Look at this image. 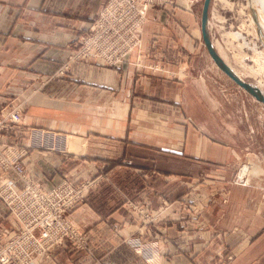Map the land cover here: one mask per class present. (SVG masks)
I'll use <instances>...</instances> for the list:
<instances>
[{
    "label": "crops",
    "instance_id": "crops-1",
    "mask_svg": "<svg viewBox=\"0 0 264 264\" xmlns=\"http://www.w3.org/2000/svg\"><path fill=\"white\" fill-rule=\"evenodd\" d=\"M105 1L0 0V111L22 99L30 129L1 141L27 150L28 171L47 188L92 182L69 212L89 249L65 244L48 264H264V188L231 182L239 154L187 113L185 80L149 71L157 52L196 30L191 8L151 10L141 57L77 62L58 76ZM159 195L170 207L154 237V226L139 232L127 201L157 210ZM9 221L0 202V224Z\"/></svg>",
    "mask_w": 264,
    "mask_h": 264
},
{
    "label": "built area",
    "instance_id": "built-area-1",
    "mask_svg": "<svg viewBox=\"0 0 264 264\" xmlns=\"http://www.w3.org/2000/svg\"><path fill=\"white\" fill-rule=\"evenodd\" d=\"M174 4L172 0H106L88 30L71 45L58 76L70 72L76 62L117 67L131 55L141 57L150 11ZM24 121L22 106L1 111L0 136L18 141L30 131ZM18 148L0 138V202L13 221V225L0 224V264H48L65 244L88 250L90 237L72 222L69 212L84 202L92 183L75 184L64 178L47 188L28 171L27 150ZM144 219L146 226L152 224L148 216Z\"/></svg>",
    "mask_w": 264,
    "mask_h": 264
},
{
    "label": "rangeland",
    "instance_id": "rangeland-1",
    "mask_svg": "<svg viewBox=\"0 0 264 264\" xmlns=\"http://www.w3.org/2000/svg\"><path fill=\"white\" fill-rule=\"evenodd\" d=\"M172 1L176 5L178 3L188 6L195 12L196 30L191 29L190 34L186 37L188 40L178 42L179 44L173 48L166 47V51L157 52L156 64L149 71L164 79L169 78L176 81L181 78L185 80L189 88L187 113L201 125L208 136L228 144L239 154L238 165L233 171L231 182L240 187L253 185L260 188L259 193H261L264 188V105L236 85L210 57L201 34L204 0ZM258 1L213 0L209 26L215 47L226 63L242 78L264 90V72L262 75H255L248 69L252 66L257 68L252 59L254 53L248 47L251 46L249 43L254 38L253 32L257 28L250 7L252 6L257 13H264V4ZM155 9L164 8L156 7ZM235 34H239L241 37ZM254 40L257 42L259 51H264L262 41L257 38ZM241 54L244 55V66L235 60ZM72 66L70 70H72ZM17 106H22L24 112V102L20 98H17L8 110L1 111H11ZM67 147L70 149L69 143ZM244 168H247L249 172L247 171L242 178L241 173ZM220 176L226 177L224 174ZM158 200L160 206L157 210L149 207L144 200L137 203L127 201L132 219L141 223L139 232L142 230L152 233L151 226H154L153 235L156 237L157 229L155 227L165 221L167 208L170 207L166 204L167 197L165 195H159ZM147 216L152 224L146 226L144 218ZM70 219L78 226L71 217ZM78 227L84 230L82 227ZM148 228L150 230H147ZM133 243L135 244L134 241ZM135 245L139 247L137 243ZM231 261H233V255L227 257V262L231 263Z\"/></svg>",
    "mask_w": 264,
    "mask_h": 264
},
{
    "label": "water",
    "instance_id": "water-1",
    "mask_svg": "<svg viewBox=\"0 0 264 264\" xmlns=\"http://www.w3.org/2000/svg\"><path fill=\"white\" fill-rule=\"evenodd\" d=\"M213 0H204L202 7L201 15V34L204 45L214 61L217 67L227 75L236 85L246 91L250 96H252L256 101L264 105V90L260 89L258 86L252 82L242 78L238 75L220 56L218 53L215 44L212 40L210 33V9L212 6Z\"/></svg>",
    "mask_w": 264,
    "mask_h": 264
},
{
    "label": "bare ground",
    "instance_id": "bare-ground-1",
    "mask_svg": "<svg viewBox=\"0 0 264 264\" xmlns=\"http://www.w3.org/2000/svg\"><path fill=\"white\" fill-rule=\"evenodd\" d=\"M251 1V0H250ZM254 1V0H253ZM258 1V0H257ZM261 1V2H260ZM258 2L264 4V0H260ZM257 4H260L258 3ZM251 4V2H250ZM255 4V5H257ZM264 7V6H263ZM251 11H252V17H254V24L256 25L257 28H255V31L253 32L254 34V38H257V39H260L262 41V43L264 44V13H257V11L255 12L254 8H252V6L250 7ZM256 13V14H255ZM259 17V19H258ZM253 24V26H254ZM261 25V26H260ZM236 36H239L241 37V35L239 34H235ZM254 38L250 41L249 45L251 44L250 47V50H252V52L254 53V57L252 58L254 61H255V65H257V68H255V66L253 67H250L248 68L249 70H251L252 73H254L255 75H262L263 72H264V51H259V48H258V45H257V42L254 40ZM238 39V38H237ZM243 41H244V38H243ZM245 45V44H244ZM248 46V45H247ZM246 46V47H247ZM222 51V50H221ZM223 52V51H222ZM235 60L242 64L243 66L245 65L243 62L244 60V55H238ZM257 164V163H256ZM251 168V166H250ZM248 169L247 168H244L242 170V173H241V177L243 178L244 175L247 173ZM249 172V171H248ZM251 181V180H249ZM139 246V244H138Z\"/></svg>",
    "mask_w": 264,
    "mask_h": 264
}]
</instances>
